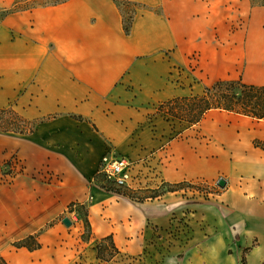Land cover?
Here are the masks:
<instances>
[{
    "label": "crops",
    "instance_id": "1",
    "mask_svg": "<svg viewBox=\"0 0 264 264\" xmlns=\"http://www.w3.org/2000/svg\"><path fill=\"white\" fill-rule=\"evenodd\" d=\"M132 1L144 6L128 33L114 0H67L0 21V108L41 120L30 133L0 132V162L19 169L8 182L0 177V194L9 188L28 212L8 219L42 221L17 237L37 233L39 248L6 256L13 264H85L108 235L118 251L137 255L159 231L175 232L183 215L175 264H264V119L211 109L218 112L203 127L206 137L171 138L164 147L147 123L160 116L153 102L196 94L174 71L193 53L203 66L208 23L192 13H207L209 1ZM254 11L264 22V5ZM104 155L136 158L143 182L225 185L204 200L184 188L134 202L95 184ZM72 202L87 209L86 240Z\"/></svg>",
    "mask_w": 264,
    "mask_h": 264
},
{
    "label": "rangeland",
    "instance_id": "2",
    "mask_svg": "<svg viewBox=\"0 0 264 264\" xmlns=\"http://www.w3.org/2000/svg\"><path fill=\"white\" fill-rule=\"evenodd\" d=\"M12 1L0 0V5L7 7L10 6ZM208 1L209 9L207 13L204 9H198L192 13L194 20L203 17L208 23V35L203 39V66H198V54H191L185 64L178 66L182 70H179V68L177 71H174L177 80L182 82L183 86L192 93H201L205 86L211 85L218 79L241 77L242 80L248 83H264V22L262 21L261 12H252V6H260L262 5L260 3L264 2V0H253L255 3H252L251 0ZM140 7H142L140 4L122 6L123 16L126 20L129 19L134 10ZM150 8L155 12H161L160 6ZM152 105L155 107L157 103L153 102ZM152 112L150 113L151 115ZM216 112L218 111L206 113L199 123L192 126H188L186 123H181L177 120H166L163 114L160 115L161 117L157 116L154 119L148 120L149 122L147 123L150 131L154 132L155 137H158V134L161 135V146L164 147L171 138L192 137V139L196 138L200 140L202 137H206L202 132L203 127L210 124ZM226 115L228 117L232 116L228 113ZM127 158L132 162L130 169L132 180L130 187L123 186L122 188L130 191V198L128 197L130 200L134 199V202H136L139 198L152 194L151 190L154 188L159 187L165 190V188H162L163 181L147 180L143 182L138 167L135 164L136 158L129 156ZM12 163L11 160L0 162V177L2 182H8L9 178L16 171H19ZM102 178V173L96 178L95 184L97 187L104 183ZM193 184L197 188L187 187L192 192L190 197L193 200H204L213 197L223 188L217 185L216 181ZM145 199L150 200L152 198L146 197ZM16 201L15 194L9 188L4 189L3 193L0 194V251L4 254H6L7 250L16 249L13 246V242L20 239L17 238L20 234L28 231L26 225L31 227L35 223H42V221H36L31 225V223L24 220L17 223L10 222L8 219L10 217L24 218L28 216L25 205L18 204ZM69 208L68 211L71 209L70 213L74 210L79 217L83 216V207L72 206ZM183 217V215H180L177 223L173 224V226L175 232L178 231L185 236L187 223ZM48 223L45 222L44 226L40 227L38 231L46 227ZM175 232L169 227L164 231H159L157 239L152 237L149 240L150 244L137 255L122 253L115 249L108 240H104L100 243L101 249L99 252L94 247L96 253L89 256V260L85 264H175V259H180V255L176 256L171 248L174 245L173 237L175 236ZM183 236H181V240H183Z\"/></svg>",
    "mask_w": 264,
    "mask_h": 264
},
{
    "label": "trees",
    "instance_id": "3",
    "mask_svg": "<svg viewBox=\"0 0 264 264\" xmlns=\"http://www.w3.org/2000/svg\"><path fill=\"white\" fill-rule=\"evenodd\" d=\"M65 1L67 0H13L10 3V6L6 7L0 5V21L10 13L31 10L37 7L57 5ZM251 2L255 3L253 0H251ZM114 3L121 12V7L127 4H132L134 6L140 4L142 7L144 6L143 4L132 0H114ZM260 4L264 5V2H261ZM135 11L136 10H134L133 14ZM133 14L126 20L122 13L123 29L126 33L130 31ZM211 109L224 110L255 119H264V83H248L242 80L241 77L235 79H218L211 85L205 86L201 93L174 96L159 102L155 107L153 115L163 114L165 115L164 117L166 120H177L178 122L186 123L188 126H191L199 123L204 115ZM76 118L82 119L81 116H76ZM40 122L41 120L38 119L29 120L24 118L11 107L0 108V132L26 134L32 132ZM256 145L259 144L256 143ZM260 145L264 146V144ZM100 175L101 172H98L95 175V181ZM102 180H104V183L99 185L100 188L107 192L130 198V191L126 190V188L115 186L112 182L106 180L104 175ZM187 187L195 188L196 185L187 181L177 183L162 182V188H165V190L160 189L159 187L154 188L151 190L153 192L152 194L139 198L136 202H142L146 197L153 199L167 191H176ZM131 200L135 201L134 199ZM73 205L83 207L84 209L83 216H80L84 224V232L82 233L81 238L82 240H86L90 233L87 209L84 205L74 202L70 203L68 207L71 208ZM104 240H108L116 249L111 236L108 235L101 238L98 243H96L95 248L98 252L101 249L100 243ZM13 246L16 248L25 247L28 250H34L40 247V243L37 240L36 234H29L14 241ZM0 264H9L1 251ZM241 264H244L243 259L241 260Z\"/></svg>",
    "mask_w": 264,
    "mask_h": 264
},
{
    "label": "built area",
    "instance_id": "4",
    "mask_svg": "<svg viewBox=\"0 0 264 264\" xmlns=\"http://www.w3.org/2000/svg\"><path fill=\"white\" fill-rule=\"evenodd\" d=\"M132 162L124 156L110 157L104 155L101 158L99 172H101L106 180L112 182L115 186H131L130 169Z\"/></svg>",
    "mask_w": 264,
    "mask_h": 264
},
{
    "label": "water",
    "instance_id": "5",
    "mask_svg": "<svg viewBox=\"0 0 264 264\" xmlns=\"http://www.w3.org/2000/svg\"><path fill=\"white\" fill-rule=\"evenodd\" d=\"M217 185H219L220 187H224L225 185V181L222 179V178H219L217 181H216ZM62 223L66 226H69L71 224V221L70 219L67 217V216H64L62 218Z\"/></svg>",
    "mask_w": 264,
    "mask_h": 264
},
{
    "label": "bare ground",
    "instance_id": "6",
    "mask_svg": "<svg viewBox=\"0 0 264 264\" xmlns=\"http://www.w3.org/2000/svg\"><path fill=\"white\" fill-rule=\"evenodd\" d=\"M229 113V112H228ZM230 113H232V112H230ZM223 114H227L226 112H224ZM233 114V113H232ZM223 116H225V115H223ZM2 254H3V256L9 261V263L10 264H13V262L11 261L12 259L11 258H9L8 256H6V254H4L3 252H1Z\"/></svg>",
    "mask_w": 264,
    "mask_h": 264
}]
</instances>
